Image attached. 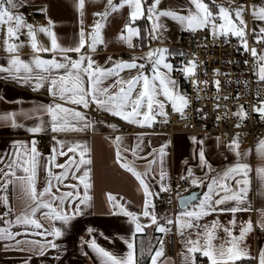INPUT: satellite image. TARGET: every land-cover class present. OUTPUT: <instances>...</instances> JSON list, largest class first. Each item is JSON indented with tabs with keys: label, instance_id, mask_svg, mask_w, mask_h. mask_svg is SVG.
<instances>
[{
	"label": "snow or ice",
	"instance_id": "1",
	"mask_svg": "<svg viewBox=\"0 0 264 264\" xmlns=\"http://www.w3.org/2000/svg\"><path fill=\"white\" fill-rule=\"evenodd\" d=\"M29 3L30 0H0V34L3 36L0 50L6 54L5 62L0 63V78L17 85L30 86L33 92L43 89L51 97V102L35 104L27 110L20 107L0 113V123L12 128H24L23 121H34V126L26 129L33 134L30 141L14 139L10 142V151L0 152V206L4 209L0 212V240L14 244L19 251L33 252L39 256L54 249L57 252L55 259H59L60 245L57 240L64 235L72 219L85 214L93 202L92 149L87 140L62 139L60 134L95 130L89 115L93 107L140 127H150L157 117L167 122L169 112L166 106L169 104L173 112L183 117L192 98L180 91L177 79L171 75L175 71H179L193 85L197 94L195 99L201 98L199 85H208L210 81L194 78L200 64L196 54L191 53L192 58L181 60L177 68L168 59L176 55L175 52L168 47L152 46L153 42H162L167 32V26L161 22L162 18L177 22L183 31H206L205 40L211 37L228 43L231 38H236L238 49L242 48L252 57L253 74L258 82L264 83V48L258 50L256 46L249 45L250 36L255 44L264 45V3L250 6L240 4L231 8L217 5L216 0H185L180 6L181 10H172L160 9V0H119L118 3L107 0L105 11L93 14L100 19L90 26V31H86L83 20L85 0H77L81 13L80 28L78 40L71 46L59 42L51 18L44 25L28 22L20 9ZM124 8L128 11L121 40L129 48H134L135 37L140 41V47H146L147 51L142 56H133L128 60L114 61L109 56L105 64L110 66H101L94 59V54L98 51V45L104 43L102 21L107 19L110 12ZM249 11L254 20L261 22L250 32L245 20V13ZM38 33L48 37V45L39 43ZM21 35L27 39L21 40ZM26 45L31 49L27 59L20 54ZM44 54L49 55L46 57ZM179 55L184 57L188 54L180 52ZM244 63L247 65L249 61L245 60ZM124 70L135 74L125 79L120 75ZM213 74L218 76L219 70L213 69ZM211 83L219 93L221 81L214 79ZM256 97L257 104L251 107L259 114V119L264 121V97H261L259 91ZM214 99L228 100L229 97L217 95ZM220 107L217 103L216 108ZM197 111L203 112V109ZM203 115L207 117L206 112ZM233 115L242 120L247 112L240 105ZM216 119L219 121L221 117L217 115ZM108 127L117 131L116 124H109ZM48 130L53 133L52 144L45 156L38 148L35 134ZM109 139L115 146L116 163L138 182L142 203L139 210H130L123 196L118 198L117 194L106 193L110 213L126 217L129 228L126 235L118 237L126 245L123 253L102 247L95 237L88 240L81 237L82 247L87 245L95 253L99 264H159L164 255L163 248H156L153 252L149 245L146 249L142 237L137 255L138 234L145 233L149 226L165 235L175 231L183 245L180 253L183 264H198L197 254L207 258V264H251L253 261L264 264V247L253 256L245 243L253 229L252 221L240 220L238 225L237 219V213L250 209V203L247 202L253 180L264 185V164L253 167L245 159L251 154V148L243 150L238 138L230 139L226 148L233 154L234 161L217 169L206 158L204 140L192 136L193 143L200 146L199 167L206 171L198 176L188 166L179 180L188 183L190 187L203 189L202 197H196L195 193L182 196L177 185L176 200L179 207L162 220L156 212L155 198L162 192L173 190L171 177L164 166L167 144L145 152L142 137H138L132 147L125 146L121 135ZM255 147L257 156L264 161V138L259 139ZM127 152L145 161L143 171L137 170L134 162L127 160L123 155ZM140 153L144 155L140 156ZM61 157L64 158L63 162L59 159ZM10 186L13 192L19 187L27 201L24 209L14 215L9 199ZM157 187L158 190H154ZM219 213H229L231 218L227 223H222ZM213 214L217 215L208 220ZM259 223L264 228V210ZM14 226H19L23 232L14 231ZM237 228L238 235L234 232ZM220 230L224 233L222 237L218 235ZM93 231L91 227L87 229L89 235ZM29 232L42 239H28L26 234ZM5 247H8L7 243ZM83 255L88 256V253L83 252ZM30 260L31 256H28L23 264H29Z\"/></svg>",
	"mask_w": 264,
	"mask_h": 264
},
{
	"label": "crops",
	"instance_id": "2",
	"mask_svg": "<svg viewBox=\"0 0 264 264\" xmlns=\"http://www.w3.org/2000/svg\"><path fill=\"white\" fill-rule=\"evenodd\" d=\"M116 3L119 0H114ZM219 3H225L228 7L235 8L233 6V0H216ZM185 3V0H160V9L181 10L180 6ZM264 3V0H263ZM232 4V5H231ZM243 4V3H241ZM256 4V0H250V5ZM106 5L102 0H85V7L83 10V20L86 31H90L91 19H100L93 14L96 12H101ZM239 6V5H238ZM41 9H46V11H41ZM28 20V22L35 25H44L47 23V19L51 18L54 21V31H56L58 40L64 46H71L78 40V32L80 28L81 13L77 7V0H30V3L24 8L20 9ZM32 13L39 16L36 22H33L31 18L27 16L28 13ZM166 23L169 24L171 21H175L170 18H164ZM245 20L248 24V30L251 31L252 28L260 24V21L254 20L251 17L250 11L245 13ZM182 29L175 33L166 32L164 37L175 38L174 41L178 40L184 33ZM103 35V34H102ZM38 41L43 45L49 44L48 37L43 33H38ZM3 39L2 34H0V40ZM21 40H26V36L21 35ZM104 43L98 45V51L94 54V59L101 66H110L105 64V61L109 56L113 57V60L126 59L124 52L130 48L123 40L118 39V44L108 36L103 35ZM169 40V39H168ZM139 41L135 38L134 45ZM139 54H144L145 52H138ZM22 58H29L31 55V49L29 46H25L21 49ZM46 57L49 54H44ZM124 58H120V56ZM6 54L0 50V63L5 62ZM127 60V59H126ZM135 72H129L124 70L120 73L121 77L127 79L129 75H134ZM0 97L4 99L0 100V113L5 111L17 110L20 107L26 110L33 107L35 104L49 103L51 102V97L47 95L45 90H40L39 92H33L30 86L17 85L11 81L4 80L0 78ZM17 101L21 103L17 104ZM169 111V110H168ZM105 115L115 118L123 123L128 124L120 120L119 118L113 117L108 113L103 112ZM37 123L39 121H36ZM25 124L24 128H12L10 125H4L0 123V136L1 145L0 152L8 150L10 151V142L14 139H23L30 141L33 138V134L27 132V127L34 126L33 120L23 121ZM95 130L89 129L83 133H67L60 134V138L67 140L84 139L87 140L89 147L92 149L91 155L93 159L92 164V183L93 187L91 189V195L93 196L92 207L85 211V214L75 216L70 225L66 226V231L64 235L57 240L60 245L59 259H55L57 252L54 249H49L44 256L36 255L29 251H19L16 246L10 242L0 240V264H23V262L31 256L29 264H99L95 253L87 247V245H81V237L85 240L95 237L97 243L102 247L117 252L123 253L126 251V245L118 238L119 236H124L127 234V229L129 228L127 218L122 215H115L110 213L109 205L107 203L106 193L112 192L119 196H123L128 204L130 210H139L142 203V193L138 190V182L132 176L131 173L127 172L125 169L121 168L115 161V146L113 145L110 137L115 135H121L124 137V144L127 147H132L137 143V138L142 137L143 147L145 152H149L152 148H159L161 144H167L166 156L164 157L165 170L169 173L171 177L172 188L178 183L182 182L179 180L180 175L185 174L186 168L191 166L196 175L202 176L205 170H201L199 167L198 151L199 145L194 144L191 137L197 136L204 140L203 148L205 150L207 160L213 165L214 168H222L230 162L234 161V156L226 148L220 139L208 137L205 135H199L194 133H178L174 136H170L167 133L158 130L157 120L149 127H140L137 125H131L138 128L134 132H123L120 125L116 123L117 131L114 132L108 125L93 123ZM53 133L50 130L35 134V139L38 142V148L44 141H50V147L52 144ZM241 145V149L248 150L252 149L251 154L245 159L250 162L253 167L264 164V161L260 160L256 154V144L259 139L255 140L253 143L245 141L243 138L236 136ZM264 138V137H263ZM261 139V138H260ZM50 147L47 153H43L45 156L49 153ZM40 150V149H39ZM127 157L129 162H134V166L137 170L143 171L146 167V163L143 159L133 157L131 152L123 154ZM144 153H140L143 156ZM227 157V159H225ZM63 162L64 158H59ZM187 162V163H185ZM158 170V165H156ZM250 175H254L250 174ZM43 179V173H41V180ZM154 190H158V187ZM193 191H199L202 197L203 189L199 187H193ZM10 204L13 208V215L22 211L25 207L26 200L23 193L20 191L19 187L13 192L9 190ZM157 197L155 198L156 202ZM123 202V201H122ZM198 202V201H197ZM250 203V209L248 211L237 213L238 225L240 220H251L253 223L252 231L247 235L245 243L249 246V251L253 256L258 254V250L264 247V237L258 235L260 230H264L260 226L259 221L262 217V210H264V185L258 183L257 180H253L251 190L248 195V202ZM4 209L0 206V212ZM217 214L208 217V220L215 218ZM219 218L222 223H227L231 218L229 213H219ZM2 226V224H0ZM91 227L94 229L93 233L89 235L87 229ZM14 231H21L23 229L19 226H14ZM145 231L150 235L155 233V229L149 226ZM174 231V230H173ZM235 234L238 235V228L234 230ZM103 233V235H101ZM159 233V232H158ZM175 234V231H174ZM28 239L38 240L42 239L35 233L29 232L26 234ZM160 240L157 248H163L164 255L160 258L159 264H183L181 259V251L183 250V245L180 241V237L175 234L174 242V253H171L167 247V235L160 233ZM219 236H224L222 230L218 232ZM22 238V237H18ZM51 239V237H48ZM163 240L164 243L161 244L160 241ZM219 241H217L218 243ZM8 247H5V244ZM27 247V246H25ZM83 252H87L88 256L83 255ZM198 264H207V258L200 257L197 254ZM256 264V262L254 261Z\"/></svg>",
	"mask_w": 264,
	"mask_h": 264
},
{
	"label": "built area",
	"instance_id": "3",
	"mask_svg": "<svg viewBox=\"0 0 264 264\" xmlns=\"http://www.w3.org/2000/svg\"><path fill=\"white\" fill-rule=\"evenodd\" d=\"M241 3L250 6V0H233V6H238ZM263 3V0H256V4ZM27 16L36 22L39 16L28 13ZM206 31L190 33L185 31L176 41H170L166 37H162V42H153L152 46H164L176 53L174 56H169L168 59L175 67L180 66L181 60L190 59L191 53L196 54V59L200 62L197 75L194 77L197 80H208V85L200 84L201 89L200 99H195L197 95L193 85L183 78L179 71L174 72V77L178 81L179 88L182 92L188 94L192 98L191 105L185 110L184 116L180 113L173 112L170 104L167 105L169 116L167 122L163 118L157 117L158 130L174 136L178 133H194L205 135L212 138H219L224 144L239 136L245 141L253 143L255 140L264 137V121L259 119V114L252 109L253 104H257L256 92L259 91L261 97H264V83H260L252 70V57L250 53H245L242 48L238 49L236 38H231L228 43L222 40H213L208 37L205 40ZM206 46H202L205 45ZM249 45L256 46L258 50L264 48V45L255 44L251 36L249 37ZM146 47H140V41H137L132 50L124 52L125 58L128 60L133 53L146 52ZM180 52L188 55L182 57ZM245 60L249 63L246 65ZM213 69L219 70V75L214 76ZM207 73V75H205ZM225 73L229 74L225 76ZM214 79L221 81V90L217 93L214 85L211 83ZM239 93V96H237ZM217 95L228 96V100H216ZM219 103L221 107L216 108ZM226 105V108H225ZM243 105L247 116L244 119H239L234 116L239 106ZM197 109H203V112H198ZM207 113L205 118L203 113ZM93 123L109 125L116 123L121 126L123 132H134L138 128L129 124L123 123L115 118L107 116L103 111H98L95 107L89 113ZM217 115L221 117L218 121ZM239 124V127L236 125ZM0 136V145H1ZM50 147V141L46 140L39 145V149L43 153H47ZM179 191L181 195L193 191L186 182H180ZM176 185V186H177ZM173 187L171 192H162L157 197L155 205L158 217L161 219L170 216L174 213L179 205L176 200L177 188ZM187 189L185 192L184 190ZM258 235L264 237V230H260ZM174 231L167 235V247L171 253H174Z\"/></svg>",
	"mask_w": 264,
	"mask_h": 264
},
{
	"label": "rangeland",
	"instance_id": "4",
	"mask_svg": "<svg viewBox=\"0 0 264 264\" xmlns=\"http://www.w3.org/2000/svg\"><path fill=\"white\" fill-rule=\"evenodd\" d=\"M102 2L104 3V5H107V0H102ZM114 3H116L114 1ZM217 5H223L225 7H228L227 4L225 3H219L216 2ZM232 5V4H231ZM105 8L103 9V11H105ZM127 8L121 9L119 11L116 12H110V14L108 15L107 19L102 21L104 27L102 28V34L105 36H108L110 38V40L116 42L118 44V39L121 40L120 36H121V31L123 30V25L126 21V15H127ZM95 19H91V25L95 22ZM162 23H164L167 26V31L171 33H175L177 31H180L181 27L179 26V24L177 22L173 23L172 21L167 24L166 20H164V18H162L161 20ZM126 34V32H125ZM170 41H174L175 39H177V37L175 38H168ZM135 42V37L133 38V44ZM133 48H130L129 50H132ZM143 54H139V53H133L131 55V57L136 56H142ZM120 58H124L122 55L120 56ZM126 60V59H124ZM171 75L174 77V72L171 73ZM175 78V77H174ZM180 89V88H179ZM181 91V89H180ZM182 92V91H181ZM166 110L167 106H166ZM169 112V111H168Z\"/></svg>",
	"mask_w": 264,
	"mask_h": 264
},
{
	"label": "trees",
	"instance_id": "5",
	"mask_svg": "<svg viewBox=\"0 0 264 264\" xmlns=\"http://www.w3.org/2000/svg\"><path fill=\"white\" fill-rule=\"evenodd\" d=\"M206 2H209V0H206ZM160 236L161 235L158 232L153 233V235H150L147 231H145V233H143V234H138V238H137V255L139 256V248H140V239H141V237L143 239L145 248L147 249L149 247V245H150L152 251L154 252L155 249L158 246V243H159V240H160ZM148 259H150V257H148ZM251 264H255L254 261L251 262Z\"/></svg>",
	"mask_w": 264,
	"mask_h": 264
},
{
	"label": "water",
	"instance_id": "6",
	"mask_svg": "<svg viewBox=\"0 0 264 264\" xmlns=\"http://www.w3.org/2000/svg\"><path fill=\"white\" fill-rule=\"evenodd\" d=\"M192 193H195V196H196V197H199V196H200V192H199V191H192V192H189V193L184 194V195H182V196H188V195H191ZM178 205H179V204H178Z\"/></svg>",
	"mask_w": 264,
	"mask_h": 264
}]
</instances>
